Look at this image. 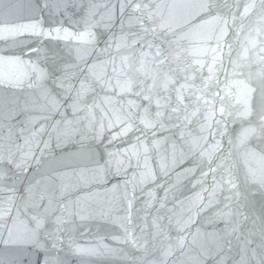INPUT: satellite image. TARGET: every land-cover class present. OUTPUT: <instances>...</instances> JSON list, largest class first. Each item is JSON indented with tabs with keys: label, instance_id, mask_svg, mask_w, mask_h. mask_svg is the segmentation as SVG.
Segmentation results:
<instances>
[{
	"label": "water",
	"instance_id": "1",
	"mask_svg": "<svg viewBox=\"0 0 264 264\" xmlns=\"http://www.w3.org/2000/svg\"><path fill=\"white\" fill-rule=\"evenodd\" d=\"M186 2L168 0L167 6L180 12ZM203 3L207 15L203 24L170 31L161 26L153 0H91V4L86 0H0V125L5 126L0 127V132L15 130L20 119L17 110L23 104L40 101L38 94L33 100L25 94L27 90L18 87L17 53L32 50L30 58L55 76L71 71L67 66L76 62L77 55L87 52L74 34L84 33L86 23H91L86 19L87 11L95 4L92 21L99 22L93 27L101 35L98 47H108L112 36L110 51L96 61L97 65L103 59L110 63L103 75L99 71L97 75L114 86L108 89L97 85L96 92L115 97L118 103L131 101L134 107L128 110L152 125L149 134L164 141L169 159L174 154L173 143L178 145L176 172L194 165L200 152L210 149L217 140L225 146H229V138L255 144L253 129H258L264 115V0ZM109 12L112 18L102 20L101 16ZM106 24L111 25L107 30L103 28ZM118 37L124 38L119 51ZM117 79L124 91L115 86ZM74 83L80 87L79 80ZM180 152L184 158H180ZM221 152L216 153L208 168L196 172V176L206 173L205 183L209 185L221 176L227 177L222 168L210 170L219 164ZM76 195L87 198L90 193L82 189ZM223 195L231 196L234 210L228 225L234 229L228 264H256L258 260L264 264V190L257 184L245 186L241 181L238 192L226 191ZM144 199L141 196L137 207ZM47 207L48 201L44 200L36 211L47 216ZM154 212L155 209L149 212V232ZM58 216L59 205L42 229L32 221L19 225L15 231L0 232V264H131L124 259L125 252L143 256L114 239L122 233L109 224L93 221L61 226ZM142 216L143 210L134 217V224L138 225L134 235L143 227ZM214 227L224 229L225 221ZM69 237L74 241L73 247H69Z\"/></svg>",
	"mask_w": 264,
	"mask_h": 264
},
{
	"label": "clouds",
	"instance_id": "2",
	"mask_svg": "<svg viewBox=\"0 0 264 264\" xmlns=\"http://www.w3.org/2000/svg\"><path fill=\"white\" fill-rule=\"evenodd\" d=\"M86 2L91 4V0ZM153 3L161 26L170 31L195 27L207 20L203 0H187L180 12L168 7V0ZM96 10L97 5L92 4L87 11L86 19L91 22L85 25L83 34L87 38L74 34L87 52L84 56L77 55L76 62L67 66L71 71L55 76L30 58L32 50L16 55L20 66L19 89L27 90L25 94L33 100L38 94L40 101L23 104L17 110L20 119L15 130L0 132V232L15 231L19 225L32 221L42 229L59 205L57 223L61 226L97 221L120 230L122 235L113 238L143 253L134 257L131 251L125 252L124 259L131 264H228L234 232L228 225L234 210L230 206L231 196L223 194L238 192L241 181L245 186L257 184L264 190V115L258 129H253L255 144L237 143L229 138V147L217 140L210 149L200 152L194 165L176 172L178 145L173 143L174 154L169 159L164 141L149 134L152 125L128 110L134 107L131 101L118 103L115 97L96 92L97 85L114 87L97 75V71L103 75L110 63L103 59L97 65L96 61L110 51L112 36L108 47H98L101 35L93 27L99 22L92 21ZM111 18L110 12L101 16L102 20ZM110 27L103 26L105 30ZM118 39L117 51L123 47L124 38ZM74 47L78 49L79 45ZM74 80H79V88ZM115 86L121 87L118 79ZM218 152H221L219 164L210 170L222 168L227 177L221 176L209 185L205 183L206 173L196 176V172L208 168ZM179 156L184 158V153ZM82 189L90 193L87 198L76 195ZM141 196L145 199L137 207ZM44 200L48 201L47 216L36 211ZM152 209L155 212L149 232ZM141 210L144 224L140 233L134 235L138 227L134 217ZM221 220L225 221V228H215ZM73 245L69 237V247ZM256 264L261 262L258 260Z\"/></svg>",
	"mask_w": 264,
	"mask_h": 264
},
{
	"label": "snow or ice",
	"instance_id": "3",
	"mask_svg": "<svg viewBox=\"0 0 264 264\" xmlns=\"http://www.w3.org/2000/svg\"><path fill=\"white\" fill-rule=\"evenodd\" d=\"M83 35H84V38L86 39L87 38L86 34H83Z\"/></svg>",
	"mask_w": 264,
	"mask_h": 264
}]
</instances>
